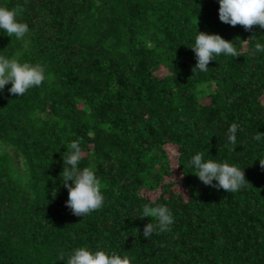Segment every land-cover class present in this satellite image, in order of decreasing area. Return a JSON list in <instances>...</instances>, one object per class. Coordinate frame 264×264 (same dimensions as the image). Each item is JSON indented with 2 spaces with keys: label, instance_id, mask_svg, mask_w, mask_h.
<instances>
[{
  "label": "trees",
  "instance_id": "obj_1",
  "mask_svg": "<svg viewBox=\"0 0 264 264\" xmlns=\"http://www.w3.org/2000/svg\"><path fill=\"white\" fill-rule=\"evenodd\" d=\"M16 5L29 31L0 30V55L42 64L45 79L23 96L0 91V264H66L79 247L130 264H264V138H253L264 133V52L252 51L264 29L221 22L219 0H0ZM199 31L239 57L193 74ZM78 139L79 167L104 196L85 217L66 207L61 179ZM198 152L249 183L206 186L190 165ZM145 204L171 210L169 231L143 236L155 223L138 218Z\"/></svg>",
  "mask_w": 264,
  "mask_h": 264
},
{
  "label": "clouds",
  "instance_id": "obj_2",
  "mask_svg": "<svg viewBox=\"0 0 264 264\" xmlns=\"http://www.w3.org/2000/svg\"><path fill=\"white\" fill-rule=\"evenodd\" d=\"M23 11L24 8L21 5H16L11 9L0 6V30L11 38L15 36L18 40H23L29 31L28 25L17 19ZM219 19L233 27L241 25L245 31L249 32H252L253 26L264 29V0H219ZM190 48L194 51L197 61L192 69L193 74L197 70L206 72L210 61L221 54L239 57L233 43L219 34L199 31L195 37V43ZM252 51L253 53L264 52V44L256 43ZM44 79L45 67L42 64L21 63L16 56L0 55V91H3L6 85L11 84L8 89L9 93L14 96H23L30 88L40 86ZM237 131L238 125L232 123L228 128L229 144H236ZM253 138L260 141L264 138V133L258 131ZM80 144L81 140L78 139L66 145L67 151L63 153L64 168L61 172V179L68 190L66 207L73 215L85 217L102 207L104 196L101 191V180L94 170L89 166L82 169L79 167V162L83 158ZM258 160L261 169L264 170V158ZM190 165L194 167V175L201 182L217 190L223 189L226 192L235 193L249 183L244 170L230 165L227 161L216 162L212 159L205 161L202 152H198L191 158ZM49 179L52 178L49 177ZM52 195L56 196L55 190ZM145 217H151L152 221H155V223L150 222L144 226L143 236L145 238L169 231L174 223L172 212L166 205L145 204L138 218L143 220ZM137 230L140 233V229L137 228ZM59 259H65L63 252L60 253ZM66 264H130V258L127 255L121 257L116 252L110 254L105 250L93 252L86 247H79L68 254Z\"/></svg>",
  "mask_w": 264,
  "mask_h": 264
}]
</instances>
